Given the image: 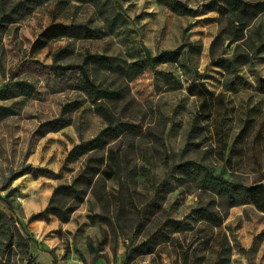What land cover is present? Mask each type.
Here are the masks:
<instances>
[{"label": "rangeland", "instance_id": "obj_1", "mask_svg": "<svg viewBox=\"0 0 264 264\" xmlns=\"http://www.w3.org/2000/svg\"><path fill=\"white\" fill-rule=\"evenodd\" d=\"M16 1L0 2V15ZM176 1L190 10L175 1L119 0L122 21L113 30L93 5L76 0H48L2 21L0 88L31 85H25L27 94L0 99V197L9 203L0 199V209L11 232L9 238L0 231V264H124L132 246L158 238L153 252H131L126 264H264V211L253 203L225 208L190 173H170L188 159L231 181L264 185V12L233 40L223 0ZM84 22L99 32L77 37L63 29ZM168 51L165 60L147 59ZM88 53L108 59L90 63L89 73L96 84L120 91L119 98L103 101L123 130L103 147L70 156L107 122L80 89V71L67 67L58 76L52 65L81 64ZM234 53L249 56L234 72L213 64ZM74 100L79 105L63 114L67 125L40 132ZM110 149L115 173L95 177L103 199L89 189L67 222L30 219L57 185L72 182L88 157L109 162ZM208 202L224 214L217 226L190 216ZM170 219L190 226L172 232ZM224 236L230 251L218 263Z\"/></svg>", "mask_w": 264, "mask_h": 264}, {"label": "trees", "instance_id": "obj_2", "mask_svg": "<svg viewBox=\"0 0 264 264\" xmlns=\"http://www.w3.org/2000/svg\"><path fill=\"white\" fill-rule=\"evenodd\" d=\"M5 0H0L3 3ZM48 0H17L8 10H1L0 15V26L4 25L3 20L13 21L15 14L22 15L33 10L37 5H40ZM70 0H65L68 2ZM79 2H86L93 5L100 14V16L105 21L106 27L109 30H113L122 21V6L119 0H76ZM161 3L168 4L169 1H175L176 4H180L186 11H189V7L185 4L177 2L176 0H158ZM225 3L230 16L232 17V33L233 40H238L243 37L244 29L250 24L251 20L256 18L259 14L264 12V0L246 1V0H223ZM174 8L175 4H172ZM1 9V6H0ZM66 29V33L77 37H90L94 36L99 32V28L89 26L88 23H73L67 26H63ZM222 32L220 31L215 37L212 47L221 38ZM172 51L163 52L156 57H148V61L155 62L156 60H165L169 58ZM58 56V53L55 55ZM249 60L248 54L234 53L232 57L219 56L213 60V64L223 68L225 71H235L236 63H245ZM92 62H105L108 63V59L102 54H86L84 61L81 64H66L60 65L54 63L52 65L53 72L62 76L64 74V69L67 67H74L80 71V81L79 87L83 89L89 96L92 103L95 105V110L100 113L106 120L107 124L102 128L93 138L81 142L74 146L70 151L69 155L76 156L77 154L84 153L88 150L103 147L108 143L110 138L117 137L123 130V126L120 122H115L109 107L104 103L103 98L114 100L120 97V91L117 89L109 88L106 86H101L96 84L90 77L89 64ZM135 70V69H134ZM262 88H264V79L260 80ZM26 82H17L15 88H11L5 85L0 88V99H8L18 95L27 94ZM79 105L78 101L66 102L62 107V115L45 122L40 130L41 133H46L47 131L58 130L69 123V118L63 114L68 113L73 108ZM197 124L194 122L189 136L197 129ZM193 143V142H192ZM189 144V142H187ZM194 144V143H193ZM110 155L109 162L106 161L105 156H90L87 158L84 168L79 172L68 184H59L54 189L49 198L46 207L38 212L33 213L31 218L43 217L48 220L51 216L57 217L62 222H67L70 219L72 212L77 208L78 203H80L85 194L89 189H93L96 196L99 199L102 198L103 184L97 180L96 175H101V178H110L115 173L113 168V163L115 159L116 152L112 149L109 150ZM111 160L113 161L111 163ZM176 171H181L183 173H190L192 179L195 181L197 187L202 189H207L214 194L215 198L218 200L220 205L226 208L245 204L253 203L258 209L264 211V185L262 184H251L244 185L239 182L231 181L226 177L214 173L212 170L208 169L205 165L195 160L181 159L176 165L170 167V173H176ZM20 171L14 174L12 177H16L22 174ZM175 177V175H173ZM11 177V178H12ZM68 196L71 202H61L59 197ZM0 199L9 206L6 197H0ZM190 216L196 221H203L214 226L219 225L224 214L220 213L218 209L214 207V202L201 204L192 209ZM104 218V216H101ZM8 216L6 213L0 209V231L5 233L6 237L11 235L10 226L8 224ZM171 226L172 232H179L188 229L190 223L183 220H168ZM17 235L21 237V234L16 230ZM10 238V236H9ZM160 242V238L156 239L154 242L151 239H146L139 244L132 246L128 250L124 264L131 256V252L137 253H151L153 252L155 245ZM103 240H101L98 245L101 246ZM90 250L93 251L94 256L98 255L97 247L89 243ZM230 251V245L226 237H223L221 241L220 248L218 251V263L223 262V255Z\"/></svg>", "mask_w": 264, "mask_h": 264}]
</instances>
